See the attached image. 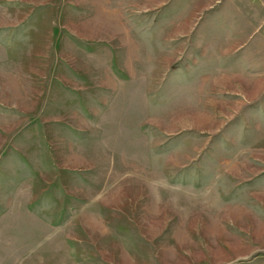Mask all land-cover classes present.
<instances>
[{"label":"rangeland","instance_id":"1","mask_svg":"<svg viewBox=\"0 0 264 264\" xmlns=\"http://www.w3.org/2000/svg\"><path fill=\"white\" fill-rule=\"evenodd\" d=\"M170 30L0 0V264H264V74Z\"/></svg>","mask_w":264,"mask_h":264},{"label":"crops","instance_id":"2","mask_svg":"<svg viewBox=\"0 0 264 264\" xmlns=\"http://www.w3.org/2000/svg\"><path fill=\"white\" fill-rule=\"evenodd\" d=\"M161 1L167 40L193 42L194 56L225 58L231 66L236 58L247 72L264 74V0Z\"/></svg>","mask_w":264,"mask_h":264}]
</instances>
